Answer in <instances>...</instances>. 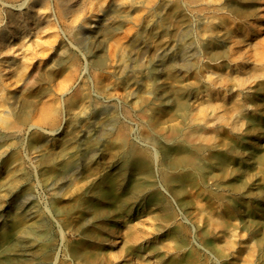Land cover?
Wrapping results in <instances>:
<instances>
[{
    "label": "rangeland",
    "instance_id": "374dc122",
    "mask_svg": "<svg viewBox=\"0 0 264 264\" xmlns=\"http://www.w3.org/2000/svg\"><path fill=\"white\" fill-rule=\"evenodd\" d=\"M41 21L0 54V264H264V0Z\"/></svg>",
    "mask_w": 264,
    "mask_h": 264
},
{
    "label": "bare ground",
    "instance_id": "6f19581e",
    "mask_svg": "<svg viewBox=\"0 0 264 264\" xmlns=\"http://www.w3.org/2000/svg\"><path fill=\"white\" fill-rule=\"evenodd\" d=\"M245 2L251 4L253 0H245ZM84 6H85V0H0V54L14 52L15 50L14 44L18 40H23L26 37L30 36L32 31L38 32L39 30H41L42 29L41 26L43 25V21H41V17L43 15L45 17L47 16V20L51 18H53V20L57 18L69 19L71 16H75L79 13H82ZM17 16L19 17L22 16L20 19L24 17L26 21L31 22V28H29L28 25H23L22 23H20ZM97 17H98L97 15H94L93 19H97ZM18 22L20 24L19 26L17 25ZM67 31L72 37H76L80 39L79 40L80 42L81 41L83 42L85 38L87 37V35L89 34L88 30L83 29L81 27H76V28L71 27V29L68 28ZM169 65L172 66L174 65V63L170 62ZM256 119L251 120L252 125H255L256 122H258L256 121ZM243 147L245 148L247 154H250V153L253 154L255 150L259 149V147L255 143L250 142V141H247L246 143H244ZM226 153L227 154H224L222 156L219 155L218 163L222 164L223 162H226L227 160H229L230 157L236 158V159L244 158V157L242 158V156L239 155V152H236L232 149H230ZM214 156H217V155H214ZM254 157L257 160L256 161L257 163L264 165V152L263 151H261V154L258 153L255 156H253V158ZM215 163H217V161H215ZM235 174H238L237 171H235ZM205 175H206V172H205ZM201 177L203 178V176ZM232 177L233 176H231L230 178ZM180 178L182 180H173L172 177H169L167 176V174H164L163 182L167 186H172L173 184L177 183L179 185V188L182 190L185 185L184 179L186 178V174H181ZM205 180H202V181L204 182ZM206 184H208V182H206ZM225 186H226L225 189L230 193L231 197H239L240 190H241V184L239 182L228 179L225 182Z\"/></svg>",
    "mask_w": 264,
    "mask_h": 264
}]
</instances>
